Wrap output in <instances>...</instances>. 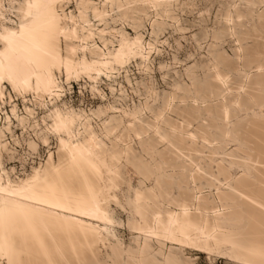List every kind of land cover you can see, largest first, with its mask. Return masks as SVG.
<instances>
[{"label":"bare ground","instance_id":"6f19581e","mask_svg":"<svg viewBox=\"0 0 264 264\" xmlns=\"http://www.w3.org/2000/svg\"><path fill=\"white\" fill-rule=\"evenodd\" d=\"M4 1L0 0V101L5 102L7 85L23 100L31 94L40 106L51 105V123L45 126L41 141L47 144L48 135L54 134L58 143L56 160L49 152L42 167L12 179L2 162L9 150L5 131L12 132L11 115L25 127L30 117L34 119V112L25 107L26 115L20 116L14 104L11 115L0 114V264H195L191 257L180 259L179 252L185 247L226 254L240 264H264V151L256 144L249 145L250 138L243 134L236 137L244 140L240 149L257 148L256 152H245L246 158L228 154L242 174L235 178L219 163L218 174L224 183L216 186L211 198L196 183L202 177L199 167L189 174L188 182L195 188L192 196L181 189L180 197H175L159 182L156 191L136 189L134 218L129 224L137 233L135 246H123L116 234L119 223L111 214L119 175L110 172L103 156L105 144L89 124L80 131V118L57 103L64 96L65 83L84 78L96 82L100 76L110 79L131 58L147 61L152 54L150 42L145 46L141 34L130 37L124 29L110 30L118 41L115 48L110 49L106 39L98 44L89 11L105 24L109 16L106 6L126 16L147 8L171 7L177 0H8L15 19L7 17ZM70 3L74 11L67 9ZM220 64L213 65L211 94L221 87L227 92L232 89ZM260 71L264 65L258 63L256 72ZM236 89V97L223 95L218 104L226 125L231 101L241 106L242 93L255 98L248 82ZM12 98L9 95V102ZM194 108L199 109L197 105ZM204 110L210 113L209 106ZM161 118L158 113L152 124L156 133ZM34 126H39L36 120ZM128 126L134 128L132 122ZM145 131L140 123L135 133L141 139ZM172 133L176 137L185 133L191 143L197 139L195 132L177 125L172 126ZM222 134L230 137V130L226 128ZM200 137L204 146H213L212 139L204 134ZM192 147L187 148L189 152ZM122 150L128 153L131 147L124 144ZM164 199L173 207L164 208ZM168 243L174 248L166 252Z\"/></svg>","mask_w":264,"mask_h":264},{"label":"rangeland","instance_id":"374dc122","mask_svg":"<svg viewBox=\"0 0 264 264\" xmlns=\"http://www.w3.org/2000/svg\"><path fill=\"white\" fill-rule=\"evenodd\" d=\"M4 4L7 17L15 19L16 12L8 0ZM104 8L109 15L105 24L88 12L98 44L106 39L108 47L115 48L118 41L110 30L124 29L130 37L141 34L143 45L150 42L152 54L147 61L138 56L131 58L110 79L100 76L96 82L84 78L65 83L64 96L57 103L63 111H72L80 118L83 124H76L80 131L89 124L104 142L103 156L110 172L119 175L118 188L114 190L116 200L111 203L112 217L119 223L115 225L116 234L123 246H135L133 238L137 233L129 224L134 218L132 199L136 189L156 191L159 182L175 197H180L181 189L192 196L195 188L188 182L189 174L199 167L202 177L196 183L212 197L216 186L224 183L218 174L219 163L229 168L235 178L242 174V168L232 164L228 154L246 158L247 151H264V71L256 72L258 63L264 65V0H177L171 7L147 8L126 16L115 7ZM67 9L74 11V4ZM218 61L232 89L227 92L221 87L211 94L213 65ZM245 82L255 98L242 93L241 106L231 101V118L226 125L218 104L223 95L236 97V88ZM5 93V102L0 101L2 117L5 112L11 115L14 104L20 116L26 115L25 107L34 112V119L30 117L25 127L11 115L12 132L5 131L9 150L3 154V167L16 179L42 167L49 152L56 160L58 142L54 134L48 135L47 144L41 141L45 126L51 123V105L40 106L31 94L23 100L7 85ZM9 95L13 97L11 102ZM195 105L199 109H193ZM204 106L210 107L209 114ZM158 113L162 118L156 133L152 124ZM130 122L134 128L128 126ZM140 123L146 130L141 139L135 133ZM173 125L195 132L196 141L191 143L185 133L174 136ZM226 128L230 137L222 134ZM203 134L213 140V146L202 144ZM242 134L252 141L249 145L256 144L257 148L240 149L239 143L244 140L236 137ZM31 141L36 146L30 147ZM124 144L131 147L128 153L122 150ZM189 146L193 151L189 152ZM258 166L262 167V163ZM161 204L173 207L165 199ZM169 246L165 244L166 252L174 248ZM105 251L102 250L104 260ZM179 257H191L195 264H240L226 254H207L194 247H185Z\"/></svg>","mask_w":264,"mask_h":264}]
</instances>
